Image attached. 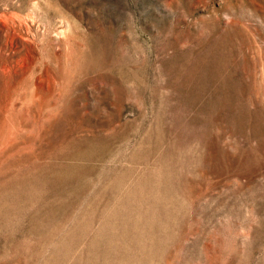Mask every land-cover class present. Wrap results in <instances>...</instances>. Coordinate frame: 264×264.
Segmentation results:
<instances>
[{
  "label": "rangeland",
  "instance_id": "obj_1",
  "mask_svg": "<svg viewBox=\"0 0 264 264\" xmlns=\"http://www.w3.org/2000/svg\"><path fill=\"white\" fill-rule=\"evenodd\" d=\"M0 264H264V0H0Z\"/></svg>",
  "mask_w": 264,
  "mask_h": 264
}]
</instances>
